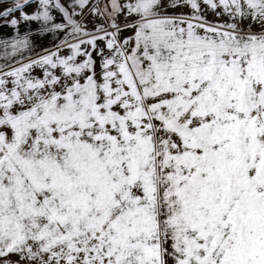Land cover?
<instances>
[{
  "label": "snow or ice",
  "instance_id": "obj_1",
  "mask_svg": "<svg viewBox=\"0 0 264 264\" xmlns=\"http://www.w3.org/2000/svg\"><path fill=\"white\" fill-rule=\"evenodd\" d=\"M0 264H264V0H0Z\"/></svg>",
  "mask_w": 264,
  "mask_h": 264
}]
</instances>
